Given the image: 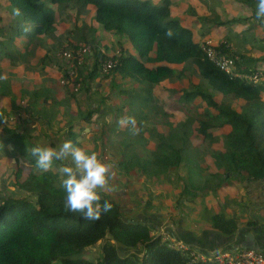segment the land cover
I'll use <instances>...</instances> for the list:
<instances>
[{
    "label": "trees",
    "instance_id": "trees-1",
    "mask_svg": "<svg viewBox=\"0 0 264 264\" xmlns=\"http://www.w3.org/2000/svg\"><path fill=\"white\" fill-rule=\"evenodd\" d=\"M239 1L252 9V18L220 22L219 26L243 24L255 19L257 0ZM0 2L13 15L10 29L0 25V60L5 58L12 65H16L22 57L33 56L37 48L45 47L47 54L43 59L44 65H50L52 60L49 53L69 43H64L67 32L57 34L60 16L73 10L76 11V19L93 15V20L105 31L125 38L137 51L136 57L124 49L122 44L116 48L119 52L113 58L116 66L111 73L114 77L121 76L124 80L136 81L143 87L141 94L123 90L121 95L128 99L135 96V100L147 105L153 102L154 86L167 80L187 79L188 87L178 91L182 94L184 103L192 104L199 98L206 103L195 129L191 127L192 120L177 122L172 120L173 117L169 118L165 122L170 128L169 133L156 135L159 144L155 150L149 152L148 157L141 156L139 150L124 143L120 151L122 160L118 164L119 168L128 173L139 170L148 178L160 179L169 176L173 169H181L188 162L191 167L185 176H180L183 180L180 194L182 200L190 201L196 200L201 193H216L231 180H237L238 184L247 180L264 182V78L258 85H254L246 80L231 79L219 70L207 59L201 46L193 39L192 32L184 28L179 19L171 16L170 0H163L160 4L149 0ZM16 9H20V15L16 14ZM252 27L251 25L250 29ZM169 29L173 32L171 37L165 35ZM86 31L91 34L86 35ZM72 33L76 43H69L65 48L78 50L79 47L90 45L96 55V68L99 70L104 56L98 54L97 49L101 42H95V31L87 25L78 27L75 24ZM24 38L28 40L26 48L21 43ZM88 38L91 40L88 41ZM46 40H52L53 46L48 48ZM222 48L219 49L221 53L228 54V49ZM153 52L156 53L154 58L151 56ZM241 60L246 64L242 66L244 70L240 68L241 72H256V69L251 68L252 64L246 62V58L242 57ZM158 63L182 65V69L178 72L168 66H147ZM78 67L82 71L78 83L85 85L88 78H95L97 72L83 71L84 64ZM188 73H191L190 79L187 78ZM196 73L210 91L192 83L191 79ZM3 88L10 91L9 85ZM215 93L237 103L242 100L243 104L239 109L234 108L231 103L219 104ZM23 94L37 102L45 94V90ZM135 100L129 106H134ZM59 104L66 106L69 103L66 100ZM0 113H3V117H0V130L6 132L13 112L2 108ZM94 113V110H90L84 114L81 130L92 123ZM163 116H168L166 111H163ZM5 119L7 122H4ZM226 127L231 130L224 136L222 150L210 151L218 172L202 177V169L196 159L198 150L190 148L193 132H197L213 145L217 140L214 130ZM73 140L77 142L75 137ZM24 141V137L16 134L0 140L5 159L3 168L7 171L10 165L15 167L12 183L15 193L11 196L0 195V264H217L213 261L193 263L191 257L171 248L169 241L157 232L155 226L137 219H125L119 202L109 195L101 194V203L107 200L113 207L98 220H85L80 213L67 211L66 193L60 172L50 169L47 172L42 171L41 174L30 173L24 176L19 163H12L14 157L8 147L10 144L14 145L19 156L32 164L33 169L36 168L35 158L24 150ZM209 220L208 229L224 236H234L239 230L236 219L228 217L224 212L214 213ZM247 226L258 228L259 222L252 220ZM99 244L102 245L100 256L95 262L89 260L86 252ZM260 250L264 254V246Z\"/></svg>",
    "mask_w": 264,
    "mask_h": 264
},
{
    "label": "crops",
    "instance_id": "crops-1",
    "mask_svg": "<svg viewBox=\"0 0 264 264\" xmlns=\"http://www.w3.org/2000/svg\"><path fill=\"white\" fill-rule=\"evenodd\" d=\"M149 1H152L154 4H160L163 0ZM218 1L219 2L216 5L212 6L211 0H170L171 16L173 18L179 19L181 21V25L192 32L193 39L196 43L199 44V46H202V44L207 40H211L215 45L229 48V51H231L235 55L240 56L241 58H246V62L252 64L251 68L264 71V59H261L262 54H264V50L255 49L257 47L255 42L250 43V38L248 36L250 33H247L246 36L241 37V41L245 43L246 46H243L242 48L240 45L238 49L235 43H229L231 42L230 40H233V38L230 39L229 37H225L226 39L222 38L218 41H215L212 38L210 31L216 26V23L217 25H219L220 22L226 23L233 20L252 18L253 16L252 9L239 0ZM236 10L238 11V14L241 15L235 16L238 15L236 14V12H234ZM70 15L73 19L64 21L61 20L59 22V24L57 25V34L72 31L73 23H77L78 27L87 25L89 28H92L95 31V42H101V45L98 49L105 51L108 57H113L115 56V54L118 55L119 50L116 49V51H114L113 47L118 46L119 44H122L123 48L128 50L132 55L136 57L138 56L137 51L128 40H126L125 38L122 39L114 32L105 31L101 25L97 24L93 20V15L89 17L81 16L79 21L74 19L76 17V14L71 12ZM254 21L256 20L253 18L248 23L231 25L229 24L225 25V27L223 28L225 30H228L233 26H240L244 33H246V31H249L250 26L252 25L253 27L251 28V30L253 29V31L257 35V38H259V35L263 33L259 32L260 29H256V27L258 26L260 28H263L264 24H262L261 27L257 21ZM245 25H248V27H246ZM231 30L234 31V29ZM89 34L91 33L86 31V35ZM236 37L237 39H240L239 36ZM262 39H264V37ZM24 40H26L27 42H24ZM89 40H91V38H88V41ZM21 43L25 48L28 46V40L26 38L22 39ZM53 43L54 42L52 40H49L47 44L48 48L52 47ZM38 53H40V57L35 61L36 63L33 62V59H31V62L24 64V66L20 65L19 67H17V65L20 64L21 61L16 65H12L9 62L13 67L9 68L5 66L0 68L1 76L7 77L6 79H0V89L2 88L4 90L5 88L3 87L9 85L10 91L6 90V92H11V95L14 94L13 97H8V95H6L5 93L0 92L2 93V95H0V102H2V106L0 107V109H10L13 112L10 122L7 123L8 130L6 132L0 130V140L7 139L14 134L24 137L25 141L23 146L24 150L27 153V150L37 143H46L51 146H57L65 140H72L74 142V137L76 138V141H79V146L89 151L91 148H93L94 150L96 146L104 149L106 148L104 146H108L109 144L112 145V149H123L122 146H124V143L132 146V149L136 148L139 151H153L159 144V140L156 138V135H167L169 133L170 128L166 123L163 122V124L161 122L162 117H159V122L158 120L154 122L145 121V123L140 124L141 119L147 120L149 117H152V114L149 112H139V123L135 125L136 129H138V132L136 134H133L130 125L124 128H121L119 127V125H117L120 131L115 132L117 134L122 132V135H125L124 138L114 139V135L110 134L109 132L107 134H104L103 127L106 126V123L104 122L106 115H108L109 120H112V122L114 121L112 124H110L113 125L115 121L117 122L118 117L122 116V112H124V116L126 110H129V108L127 107L124 108L123 105L124 100L128 97L121 95V91L124 90L127 92H138L141 94L143 87L136 81L124 80L121 76L111 77L110 79L103 82H100L97 77L94 79L88 78L87 83L85 85H81L83 88H86V92H88L89 89H91V91L89 93L80 94L76 98L75 95L79 92L81 87L80 83H78V78L81 77L82 74V71L79 69L80 67L77 68L78 71L76 73L70 67V70L66 72L65 69L68 68L63 65V61L58 60L54 57L53 52L49 53L52 60L51 64L44 65L45 62L43 61V59L47 54V48L45 47L37 48L35 54L29 57H36ZM155 55L156 53L153 52L151 56L154 58ZM244 65L246 66V64ZM147 66L151 68L157 66H168L172 69L177 70L178 72L181 71L182 68V65H171L167 63H158L154 65L148 64ZM97 70L98 68H96V55L94 52H91L89 57L86 58L83 71L97 72ZM171 81L172 80H167L159 86H154L153 98L156 99V93L159 89H167L168 92L170 90L174 91L173 89H176L177 85H173ZM186 81L189 82L188 80ZM74 82L78 83L77 87L74 86ZM15 87L19 88V93L15 92ZM183 88H187L185 86V82L184 86L180 90L176 91H181ZM39 89H44L45 92L49 91V97L44 94L39 101L35 102L32 97H25V95L23 94L24 92L33 94L34 91ZM98 92H101V96L105 97L102 109L97 110L98 104L96 102L92 103V108L90 109V98H92L94 101H97L98 99L101 101L98 96ZM66 100H68V105L65 106L59 104L63 103ZM239 102L241 103L243 101L241 100ZM16 106L18 107L17 109ZM90 110H95V113L92 116V122L101 121L98 122L100 125L93 127L91 123L87 125L84 130H81L80 127L84 123V121L82 120L85 116L84 114ZM159 114L155 113V116H158ZM172 120H175L177 122H185L180 121L177 116ZM143 125H145V128L143 127ZM8 147L12 151V155L14 157L12 163L14 165L17 164L16 162H18L22 168H27L28 166H30L27 160L18 155V152L15 151V147L13 144H10ZM105 160L108 163L109 161H111L110 158H107ZM4 162L5 159L3 158L0 146V171L3 172L2 177L5 173V169L3 168V166L5 165ZM30 167L33 168V166ZM7 170L15 171V167L10 165ZM52 170L55 172H59L58 164L54 165ZM32 171L34 172V170ZM41 172L42 171H39L38 174H41ZM215 172H218V170ZM7 174H9V172H7ZM13 181L14 180H12L11 182V186ZM102 193L103 192H101V194ZM104 195H106V193H104ZM5 196L9 195L5 194ZM196 200L191 201L193 203V207H195L196 205L198 208H200L202 203L198 204ZM225 203L226 201L217 202L215 204L217 205L215 208L214 204H205L210 209L212 208L213 210H215V213H220L221 207L224 208L228 206ZM234 204L236 205V207ZM242 204L243 201H237L234 202L233 205L228 207V212L226 209L224 210L225 214L228 217L235 218L238 223L239 230L234 236L231 237L211 231V229H208V227L200 228V220H194L191 215L190 218L186 219L187 221H182L180 223L178 222V224L176 225L170 224L171 226L162 228H164L165 233H168V236L187 244L196 252L204 254L206 256H215L225 252H237L245 246H249L251 242H253V244L258 249H261L260 236L254 232V228L247 227V222L242 221L243 210L240 209L242 207L240 205ZM258 209L259 208L256 207L253 210L251 209V217L253 218V220L256 219L252 211H257ZM263 209L264 205L262 206L261 210ZM245 211L250 212V209H247ZM133 213L134 211L131 212L132 215ZM160 216L162 218V214H160ZM134 218L139 220L137 217ZM149 222L150 220L148 219L145 224L149 225ZM159 225H162V221L159 222Z\"/></svg>",
    "mask_w": 264,
    "mask_h": 264
},
{
    "label": "rangeland",
    "instance_id": "rangeland-1",
    "mask_svg": "<svg viewBox=\"0 0 264 264\" xmlns=\"http://www.w3.org/2000/svg\"><path fill=\"white\" fill-rule=\"evenodd\" d=\"M218 2H219L218 0H211V5L214 6ZM53 9L56 10V8L54 7ZM71 12L76 14V11L68 10L62 16H60V21L73 19L72 16L70 15ZM234 12L238 14L237 10ZM239 15L241 14H238L235 16H239ZM12 19H13V15L12 14L10 15L5 5L2 2H0V25L7 29H10L9 26L10 24H12ZM74 19L77 21L80 20V18L76 19V17ZM259 24L260 26L262 25L261 23ZM245 26L248 27V25H245ZM74 27H75V23H73V29ZM223 27L225 26H219L216 23V26L213 29H211L210 33L212 35V38L215 41H218L222 38L226 39L225 37H229L230 39L233 38V40H230L231 42L229 43H235L237 49L238 47H240V45L243 48V46H246V44L241 41L242 40L241 37H244L247 35V33H250L248 35L250 38V43L255 42V44L257 45L255 49L264 50V39H262L264 37V27L263 28H260L258 26L256 27V29L257 28L260 29L259 32L263 33L259 35V38H257V35L253 31V29L252 30L249 29V31H246V33H244V31L240 28V26L231 27V29H234V31L231 30L230 28L228 30H225ZM66 34L67 35H65L64 37V43L69 42L71 45H74L75 39H74V34L72 33V31H69ZM236 36H239L240 39H237ZM24 42H27V41L24 40ZM48 42L49 40L46 41L47 44ZM69 43H65L63 47L57 48L53 53H54V57L57 58L58 60L63 61V65H65L68 68V69H65L66 72L70 70L71 68L76 73L78 69L72 67L73 64H68L67 59L60 57V56H63L66 52L76 51V50H71L69 48L67 49L65 48V47H68ZM80 48L82 47H79L78 49ZM116 48L117 46H114L113 50L116 51ZM97 51H100L102 53L100 49H98ZM39 57H40V53H38V55L33 58L26 55L25 57H22V59L20 58L21 63L18 64L17 67H19L20 65L24 66V64L31 62V59H33V62H35L36 60L39 59ZM261 59H264V54H262ZM5 66L9 68L13 67L9 63L8 59L1 58L0 68L5 67ZM190 74L191 73H188L187 75L188 79H190ZM0 76H1V73H0ZM112 76L114 77L115 75L111 72L108 75H101L97 71L95 78L97 77V79L100 80V82H103V81L110 79ZM263 78H264V75H263ZM186 80L187 79L172 80L171 83L173 85H177V88L173 89L174 91L170 90L169 92L167 91V89L157 90L156 97H155L156 99H153V102L147 105L139 103L137 100H135V96L133 98L131 97L132 99H128V98L125 99L123 102L124 108L128 107L129 110L128 109L126 110L124 116H123L124 112H122L121 117L132 116L135 118L136 124H137L139 123V116H138L139 112L151 113L152 117H149L147 120L141 119L140 120V124H141V123H145V121L154 122L158 120L159 122L160 121L159 117H162L161 122L165 123L168 120H170L169 118L171 117L176 118L177 116L180 121L192 120L191 127L195 129L198 126V124L196 123L197 119L199 118V115L203 111V109L206 108V103L202 102L200 98L197 99L192 104L184 103V101L181 98L182 94L178 93V91L176 90H180L184 86V82H185V86L188 87L187 85L188 82ZM191 81L194 85L203 86L204 90L205 88L207 89V91L211 90L207 88L205 82L201 80L198 73L193 74V79H191ZM74 85L77 87L78 83L74 82ZM14 86H18V85H14ZM14 90L15 92L19 93L18 87H15ZM90 91L91 89H89V91L86 92V88L85 87L83 88L81 85L79 92L76 93L75 96L77 98L80 94L89 93ZM0 92L5 93L6 95H8V97L14 96V94L11 95V92H6L5 89L3 90L2 88L0 89ZM45 94L47 97H49L50 92L47 91L45 92ZM101 95H102L101 92L100 93L98 92V96L101 99V101L99 99L97 101H94L92 98H90V104H89L90 109L92 108L93 102H96L98 104L97 110L102 109V105L104 104L105 97ZM214 95H215L216 101L219 102V104L225 103V104L230 105L231 103L232 106L237 109L240 108L239 107L240 104L241 105L243 104V102L237 103V102H234L231 98L223 97L222 94L220 93H215ZM133 100H135L134 106H129V104ZM1 106H2V102H0V107ZM163 111L168 112L167 113L168 116L166 118L163 117V114H162ZM155 113H158V114L161 113V114H159L158 116H155ZM121 117H118V119H120ZM98 122H101V121H98ZM98 122H92L93 127L99 126L100 124ZM104 122L106 123V126L103 127L104 134H107L109 132L110 134L114 135L113 137L114 139L124 138L125 135L123 136L122 132L118 133L120 135H118L115 132V131H120L117 127L118 124L116 121L113 125H110L114 121L112 122V120H109L108 115H106ZM143 127L145 128V125H143ZM230 130H231L230 127L214 130L217 140L213 143V145H210L208 142H206L204 138L201 135H199L197 132L195 131L193 132V136L191 138V143H190L191 145L190 148L192 150H198V155H196L198 156V158H196V156L195 158L197 159V162L199 163L202 169V171H200V174H202V177L207 176L210 173L217 171V169L215 168L213 164L214 161H213L212 156L210 155V151L211 150H222L223 145H224V141H223L224 136L227 135L230 132ZM104 147L106 148L102 149L96 146L94 150L93 148L90 149V151H97L101 155L102 158L103 157L104 159L110 158L111 160L109 161V164L112 166L111 172L114 174L113 178L110 180L111 190L107 192H103L102 194L106 193V195L114 197L115 200L119 202L125 219H136L134 217H137L144 224L149 219L150 220L149 225L155 226V229L157 230V232H159L160 235H163V237L167 239L168 233L164 232V228L167 226H171L170 224L176 225L178 224V222L180 223L182 221H187L186 219L190 218V215L192 216L194 220L196 219L197 221L200 220L199 221L200 228L209 227L210 225L209 219L211 215H214L215 210L207 207L205 203L209 205L214 204V208H215L217 206L215 205L217 202L226 201L225 204H227L228 206L224 208L221 207V210H220V212H224V210L225 209L227 210L228 207L233 205L234 202L243 201V204L240 205L242 206L240 209L243 210L242 211L243 213L242 221L243 222L248 223L249 221H252L253 218L251 217V209L253 210L255 207L259 208L257 211L255 210L252 211L254 213L256 221L259 222L258 228L255 227L254 231H256V233L259 234L261 238L260 244L261 246H264V218H263L264 209L261 210L262 206L264 205V182H252L250 180H247L244 183L238 184L237 180H231L229 183H227L221 189H219L216 193H213V192L201 193L199 195V198H197L196 200L198 204L202 203L200 208H198L196 205L195 207H193V203L189 199L182 200V197L180 194L183 189V186H182L183 180L180 178V176L186 175L188 169L191 167V164H189L188 162H185L181 169L171 170L169 176H163L160 179H155V178L153 179V178H148L144 176L139 170H135V171L133 170L132 173H128L122 168H119L118 164L119 162L121 163V160H122V156H121L122 153H120L122 149H117V150L112 149L111 148L112 145L110 144ZM138 152L141 156L148 157L150 151L140 150ZM195 153L193 152V154ZM29 165L32 166V164H29ZM30 166H28L29 168L21 167V169L23 170L22 174L24 176H28L31 172L37 173V174L39 173V171L36 168L33 169ZM32 170H34V172ZM7 172H9V174H7ZM2 174L3 172L0 171V195L7 194L11 196L15 193V190L14 188H12V186H9L8 183L9 181L12 182V180H14L15 172L11 170L9 171L7 170L5 171L3 177H2ZM247 209H250V212L245 211ZM132 211H134L133 215L131 214ZM160 214H162V218ZM160 221H162V225H159ZM247 227L250 228L251 226L250 227L247 226ZM101 246L102 245L99 244L89 249L86 252V257L89 260L95 262L101 254Z\"/></svg>",
    "mask_w": 264,
    "mask_h": 264
},
{
    "label": "clouds",
    "instance_id": "clouds-1",
    "mask_svg": "<svg viewBox=\"0 0 264 264\" xmlns=\"http://www.w3.org/2000/svg\"><path fill=\"white\" fill-rule=\"evenodd\" d=\"M15 12L20 15V9H16ZM254 16L257 22L264 24V0H257ZM165 35L171 37L172 30L169 29ZM98 54L104 56L98 70L101 74L102 63L113 59L117 54L113 57H108L100 51ZM77 66L76 64V69ZM6 78V76H0V79ZM0 117H3V113H0ZM4 122H7L6 119ZM117 124L121 128L131 125L133 134L138 132L135 127L136 120L132 116L121 117L117 120ZM27 151L35 158V167L41 171L47 172L58 164L59 172L63 177L62 185L66 193L65 209L67 211L80 213L83 219L93 221L100 219L103 213L111 211L113 205L109 201L105 200L101 203V192L111 190L110 180L114 174L111 172L112 166L97 151L86 150L79 146V141L72 140H65L57 146L37 143ZM9 186H11L10 181Z\"/></svg>",
    "mask_w": 264,
    "mask_h": 264
},
{
    "label": "built area",
    "instance_id": "built-area-1",
    "mask_svg": "<svg viewBox=\"0 0 264 264\" xmlns=\"http://www.w3.org/2000/svg\"><path fill=\"white\" fill-rule=\"evenodd\" d=\"M207 59L212 62L219 70L227 74L231 79H241L250 82L251 84L258 85L262 78L263 72L261 70L253 73L241 72L240 68L244 66L241 57L235 55L228 48V54L221 53L219 49L222 47L215 45L211 40H207L201 46ZM91 52V47L86 45L76 51L66 52L61 58L67 59L72 67H76L74 63L76 60L78 65H82L85 61L86 56ZM102 54L106 55L105 51ZM116 63L113 59L105 60L101 65V74L107 75L113 70ZM244 70V68H242ZM76 87V86H75ZM166 239V238H164ZM169 241V246L182 252L184 256L192 258V262L197 261H213L217 264H264V254L259 249H245L242 248L237 252H225L215 256H206L204 254L196 252L194 249L189 247L187 244L173 239L168 236L166 239Z\"/></svg>",
    "mask_w": 264,
    "mask_h": 264
},
{
    "label": "water",
    "instance_id": "water-1",
    "mask_svg": "<svg viewBox=\"0 0 264 264\" xmlns=\"http://www.w3.org/2000/svg\"><path fill=\"white\" fill-rule=\"evenodd\" d=\"M249 243H250V242H249ZM244 248H245V249H249V248H251V249H258V248L253 244V242H251L249 246H245ZM258 250H259V249H258Z\"/></svg>",
    "mask_w": 264,
    "mask_h": 264
}]
</instances>
